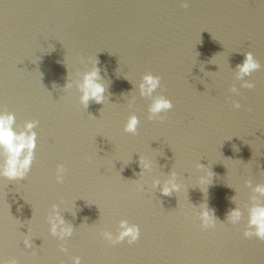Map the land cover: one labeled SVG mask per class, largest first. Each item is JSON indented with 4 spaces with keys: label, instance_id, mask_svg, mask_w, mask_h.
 <instances>
[{
    "label": "water",
    "instance_id": "obj_1",
    "mask_svg": "<svg viewBox=\"0 0 264 264\" xmlns=\"http://www.w3.org/2000/svg\"><path fill=\"white\" fill-rule=\"evenodd\" d=\"M247 51L262 66L245 77L252 89L235 79ZM96 59L109 97L85 110L76 81ZM148 72L161 78L154 95L173 103L163 121L147 119L150 100L139 95ZM67 78L71 89H63ZM0 108L13 112L18 126L39 121L28 176L0 179L3 259L264 264V242L243 237L253 195L245 181L264 183L261 0H190L187 8L180 0H0ZM133 113L140 120L135 136L123 131ZM139 155L152 161L142 176ZM57 164L66 168L63 183L55 179ZM172 170L181 190L163 196L152 181ZM210 170L211 183L199 184ZM53 204L74 228L66 241L48 231ZM201 204L223 226L201 230ZM236 205L243 218L234 226L226 215ZM121 219L139 225L140 238L110 246L100 232L115 235Z\"/></svg>",
    "mask_w": 264,
    "mask_h": 264
},
{
    "label": "clouds",
    "instance_id": "obj_2",
    "mask_svg": "<svg viewBox=\"0 0 264 264\" xmlns=\"http://www.w3.org/2000/svg\"><path fill=\"white\" fill-rule=\"evenodd\" d=\"M190 0H180L181 6L184 8L189 7ZM264 2V0H261ZM244 59L241 63L236 65L235 79L240 81V87L252 89L255 84L251 80H246L245 77L251 76L255 71L261 69V63L254 57L251 51L243 53ZM99 61L96 59L92 61L90 70L80 74V79L76 81V88L79 91V103L85 110L88 109L89 103L105 104L108 95H106L107 88L104 79L101 76V70L98 67ZM69 76V74H68ZM53 87H56L54 84ZM73 82L67 78L63 89H71ZM161 87V78L158 75H153L151 72L144 74L138 84L139 95L150 100L147 107L148 116L150 121L157 120L163 121L164 116L162 113H167L173 108V103L163 94H156V90ZM232 93L239 92L235 84L229 89ZM110 95V94H109ZM125 97V95H124ZM135 96L127 100L128 107L132 108L135 103ZM234 109H240L241 104L238 101L233 102ZM39 121L30 119L24 121L22 126L16 124V116L13 112L0 108V179H7L8 181H22L31 171L33 161L35 159V151L37 148V132L35 129L38 127ZM140 120L137 115L130 114L124 124L123 131L133 136L138 134V125ZM139 167L141 171L138 173L142 176L145 172L152 169V161L144 156L139 155ZM198 168H206L202 164L197 165ZM66 168L63 164H57L55 169V179L57 183H63L65 179ZM207 172L199 178V184L211 183L213 176ZM177 173L171 171L167 174V178L161 181L154 179L152 187L158 188L163 196H171L181 190V184L177 182ZM245 185L248 186L253 195L249 197L250 205H245L247 210V223L243 230V237L246 239L256 238L264 242V202L260 198L264 197V183H257L252 185L251 180H246ZM259 194V195H256ZM236 197H232L235 203ZM53 214L48 216V223L50 225L48 231L51 236L60 241H66L72 237L74 233L73 226L66 222L64 217L60 214L59 206L52 205ZM200 220L201 230L215 228L219 223L221 226L225 222L219 221L214 210L210 209L206 204H201L197 213ZM243 218V213L240 205L235 208L229 209L226 215V222L231 225H237ZM140 227L137 224L129 223L127 219H121L118 222L116 234L112 231L102 230L100 236L110 246H116L120 243L127 242L129 245L135 244L140 238ZM23 244L26 248H32L33 243L27 235L23 239ZM61 252H67L68 249L61 244ZM72 264H81L79 256L71 257ZM0 264H19L16 259H3L0 257Z\"/></svg>",
    "mask_w": 264,
    "mask_h": 264
}]
</instances>
